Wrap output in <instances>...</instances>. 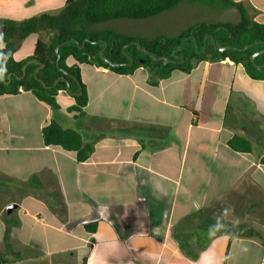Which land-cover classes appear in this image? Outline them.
Returning <instances> with one entry per match:
<instances>
[{"label": "crops", "instance_id": "crops-1", "mask_svg": "<svg viewBox=\"0 0 264 264\" xmlns=\"http://www.w3.org/2000/svg\"><path fill=\"white\" fill-rule=\"evenodd\" d=\"M231 1L264 23V0ZM213 2L185 0L149 19L106 22L105 30L176 37L196 24L223 23L204 20L211 10L237 11ZM65 4L0 0V25L57 14ZM40 37L29 35L14 59L33 55ZM80 73L88 102L78 119L66 91L57 95L58 109L30 92L0 97V264H264V226L199 232L245 183L264 194V80L229 59L199 62L166 79L145 67L119 75L82 64ZM51 121L93 145L89 160L44 144ZM235 137L250 142L251 151L233 150ZM11 204L16 208L7 214ZM238 225L260 237L234 235ZM182 229L198 230V240L188 239L200 245L190 247L193 254Z\"/></svg>", "mask_w": 264, "mask_h": 264}, {"label": "trees", "instance_id": "trees-1", "mask_svg": "<svg viewBox=\"0 0 264 264\" xmlns=\"http://www.w3.org/2000/svg\"><path fill=\"white\" fill-rule=\"evenodd\" d=\"M185 0H66L65 7L57 14L43 13L41 15L22 21L4 20L0 25V45L4 48L0 52V97L5 95H17L30 92L38 100L45 102L58 109L57 95L60 91H66L69 83V93L79 94L75 96V105L69 111L75 113V117L84 116V108L87 105L88 97L85 86L81 80L80 65H97L107 68L119 75H129L140 67L149 68L155 72L159 79H166L173 71L190 73L199 62H217L229 59L235 64H241L246 73L254 80H264V67L257 68L251 62V57L258 51L264 49L263 45L254 46L246 51L229 50L219 52L214 49L211 40H207L204 49L206 36H213L218 45L233 46L242 49L247 45L257 42H264V23L255 22L247 7L241 3H234L231 0H221L223 7L235 8L239 14L238 24L215 23L196 24L183 31L176 37H158L154 40H145L130 37L117 33L113 30L91 31L90 25L102 24L115 20H144L155 17L163 12L172 10ZM196 3L214 6L213 0H192ZM39 34V38L33 55L23 61L17 62L14 54L18 47L29 35ZM46 35L47 40L42 37ZM197 39V53L192 40L186 41L177 52L184 59L183 63L173 64L160 62L155 64L149 55L142 53L137 46L132 45L126 49L127 54L134 59L132 66L112 67L100 59L99 53L104 49V43H86L84 48L70 42L59 49L60 58L56 55V49L62 43L75 39L82 46L84 41L89 39L92 42L104 40L107 48L103 54L115 63L128 64L129 60L123 54V47L132 42H139L143 48L153 52L158 57L171 58L173 51L187 37ZM75 61L70 65L68 61ZM32 60H38L45 65L37 76L47 86L36 79L35 72L39 67L30 64L27 67V74L22 80L18 77L23 75L24 65ZM145 61L142 65L141 61ZM257 65H264V54L257 57ZM64 72L75 79L67 77L68 83L64 81L54 83ZM12 75L11 80L8 76ZM157 84V83H154ZM54 86V87H53ZM44 144L46 146L59 147L64 151L76 153L78 162H86L93 153L92 144L85 143L81 134L73 129L64 128L59 122L51 121L42 130ZM230 147L238 152H250V142L235 137L229 142ZM264 165V157L260 161ZM10 226V224H8ZM96 225L87 226V230H95ZM236 236L260 237V234L253 228L236 226L233 230ZM84 264H88L85 262Z\"/></svg>", "mask_w": 264, "mask_h": 264}, {"label": "rangeland", "instance_id": "rangeland-1", "mask_svg": "<svg viewBox=\"0 0 264 264\" xmlns=\"http://www.w3.org/2000/svg\"><path fill=\"white\" fill-rule=\"evenodd\" d=\"M208 10L210 9H206V11ZM222 12L223 11L216 10H211V12H208L209 14L206 12L207 14H205L204 20L206 22L223 21V23L226 22L230 24L239 23L237 11H229V14H224V16ZM89 28L91 31H104L106 29V23L90 25ZM221 222H223V224H220ZM225 224L231 226L243 224L248 227L264 226V194L258 190H251V187L245 183L243 190L229 197L228 203H225L223 206H218V208L215 207L210 220L206 221L203 230H199V232L202 236L208 237V235L211 234L229 231L230 229H227ZM192 229L180 230L181 239H187L185 240L187 244L183 246L186 247L188 254H193V250H191L190 247L195 246V248H200V245H197V243L188 244V239L192 236L196 237L198 240V237L195 236V232L197 233L198 230L196 229V231H194ZM196 251L197 250L194 252Z\"/></svg>", "mask_w": 264, "mask_h": 264}, {"label": "water", "instance_id": "water-1", "mask_svg": "<svg viewBox=\"0 0 264 264\" xmlns=\"http://www.w3.org/2000/svg\"><path fill=\"white\" fill-rule=\"evenodd\" d=\"M208 39L211 40V44H212V46L214 47V49L217 50V51H219V52H227V51H229V50H240V51H246V50H248V49H250V48H252V47H254V46L260 45V44L264 46V42H257V43L251 44V45H247L246 47H244V48H242V49H238V48L233 47V46H222V45H218V44L216 43L215 38H214L213 36H206L205 39H204V49H205V47H206V42H207ZM188 40H192V41H193L197 53H201V52L204 50V49H203L202 51H199V50H198L197 39H196L195 37H192V36H191V37H187V38H185V39L181 42V44H180V45H179V46L173 51V53L171 54V58H168V57H165V56H164V57H158V56H156L155 53L150 52V51H148L147 49L143 48L142 45H141L139 42H132V43H130L129 45H126L125 47H123V54L127 57V59L129 60V63H128V64H119V63H115V62H113L111 59L107 58V57L103 54L104 50L107 48V42H106V41H104V40H100V41H97V42H92L91 40L87 39V40L84 41V44H83L82 46H80L77 40L72 39V40H68V41L62 43L60 46H58V48L56 49V55H57L58 60H59V58H60V53H59V49H60V47L66 45V44H68V43H70V42H74V43H76V44L79 46V48H81V49L84 48V46H85L86 43H93V44L104 43V45H105V46H104V49H103L102 51H100V53H99L100 59H101L102 61L106 62L107 64H109L110 66L117 68V67H121V66H132V65L134 64V59H133L132 57H130V56L127 54L126 49H127L129 46L135 45V46L138 47V49H139L142 53H144V54H146V55H149V56L152 58V60H153V62H154L155 64L160 63V62H164V63H173V64H180V63H183V62H184V59H183L181 56H179V55L177 54V52L180 50V48L183 46V44H184L186 41H188ZM262 54H264V49L261 50V51L256 52V53L253 54L252 57H251V62H252L253 65H254L255 67H257V68H262V67H264V65H257V64H256V59H257V57H259V56L262 55ZM144 63H145V61L142 60V61H141V64L143 65ZM30 64H36V65L39 66V67L37 68L36 72H35L36 79L39 80L45 88H52V87H50V86H47L44 82H42V81L38 78V76H37L38 72H39L42 68L45 67V65H44L43 63L39 62L38 60H32V61L28 62L26 65H24V67H23V69H22L23 75H22L21 77H18V80H22V79L26 76V74H27V67H28ZM63 73H64V76L58 78V79L56 80V82L54 83V86H56V85L58 84V82H60V81H64V82L68 83V81H67V77H70V78H72V79H75L73 76L69 75L68 73H66V72H64V71H63ZM11 77H12V75L8 76V80H11ZM0 78H2L3 80H5V78H3L2 76H0ZM54 86H53V87H54ZM67 92L69 93V83H68V89H67ZM69 94H70V93H69ZM81 94H82V93H79V94H71V95L75 97V96H80ZM15 208H16V205H15V204H11V205H9V206L7 207V209H6V213H7V214H11L12 211H13V209H15Z\"/></svg>", "mask_w": 264, "mask_h": 264}]
</instances>
